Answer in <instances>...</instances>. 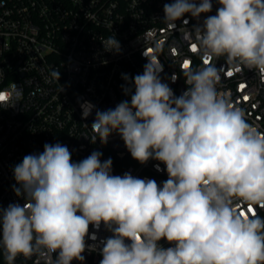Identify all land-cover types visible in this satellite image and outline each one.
I'll return each mask as SVG.
<instances>
[{
	"label": "clouds",
	"instance_id": "clouds-1",
	"mask_svg": "<svg viewBox=\"0 0 264 264\" xmlns=\"http://www.w3.org/2000/svg\"><path fill=\"white\" fill-rule=\"evenodd\" d=\"M217 3L216 14L192 32L200 50L226 57L237 70L244 65L264 73V0ZM212 7V0H173L165 3L163 20L176 27L185 14L198 19ZM102 43L106 51H120L114 35ZM144 55L142 74H123L130 102L97 110L91 129L101 144L118 133L133 159L163 163L168 179L160 186L113 175L111 158L101 161L99 151L73 162L66 145L46 143L13 169L19 185L13 190L25 203L0 207L7 264L37 252L48 264H83V253L97 248L86 244L89 227L102 223L113 235L101 242L100 264H264V218L236 207L264 208V133L218 95L222 68L205 61L196 70L188 63V87L176 96L160 78L159 59ZM52 76L59 81L60 71ZM81 108L86 119L94 105L86 101ZM162 239L172 246H161Z\"/></svg>",
	"mask_w": 264,
	"mask_h": 264
},
{
	"label": "built area",
	"instance_id": "built-area-1",
	"mask_svg": "<svg viewBox=\"0 0 264 264\" xmlns=\"http://www.w3.org/2000/svg\"><path fill=\"white\" fill-rule=\"evenodd\" d=\"M171 2L0 0V96L4 97L0 100V207L25 203L13 190V186L19 187L13 169L26 155L42 153L46 143L66 145L73 162L99 151L101 161L111 158L113 175L129 173L162 186L168 179L163 163L149 159L141 164L131 157L118 133L113 132L107 143L101 144L91 129L97 110L130 102L131 93L126 95L122 87L127 86L123 74L132 78L143 73L148 62L144 52L159 59L163 65L160 78L176 96L188 87L183 75L186 61L196 70L205 61L222 68L215 85L218 95L241 108L247 122L264 133V73L244 65L237 70L224 56L205 55L192 33L204 19L216 14L217 0H212L211 12L198 19L185 14L176 27L163 20L164 5ZM113 35L120 42L119 52L106 51L102 43ZM53 71H60L59 81ZM86 101L94 108L84 119L81 105ZM92 137L96 142H91ZM236 207L251 215L248 205L237 203ZM253 210L264 218V208L253 206ZM93 233L95 241L90 238ZM112 235L103 223L98 230L90 225L86 244L97 248L83 253V264H100L101 242ZM160 244L172 246L163 239ZM0 256L7 264L2 247ZM14 264H48V259L37 252L30 257L18 255Z\"/></svg>",
	"mask_w": 264,
	"mask_h": 264
},
{
	"label": "snow or ice",
	"instance_id": "snow-or-ice-1",
	"mask_svg": "<svg viewBox=\"0 0 264 264\" xmlns=\"http://www.w3.org/2000/svg\"><path fill=\"white\" fill-rule=\"evenodd\" d=\"M193 51H195V45H193ZM183 67H188V62L187 61L184 63ZM231 74H232L231 72L228 73V75H231ZM0 99H4V97L0 96ZM245 99H247V97H245ZM252 211H253V209L250 208V207L247 209V212H252ZM240 214L241 215H246L247 213L244 210H240Z\"/></svg>",
	"mask_w": 264,
	"mask_h": 264
},
{
	"label": "trees",
	"instance_id": "trees-1",
	"mask_svg": "<svg viewBox=\"0 0 264 264\" xmlns=\"http://www.w3.org/2000/svg\"><path fill=\"white\" fill-rule=\"evenodd\" d=\"M129 163V162H128ZM0 264H3L2 260H1V256H0Z\"/></svg>",
	"mask_w": 264,
	"mask_h": 264
}]
</instances>
